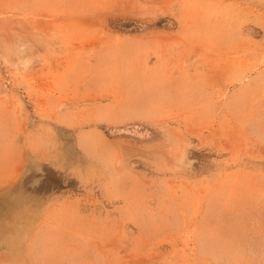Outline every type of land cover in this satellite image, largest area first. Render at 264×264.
Segmentation results:
<instances>
[{"label": "rangeland", "instance_id": "rangeland-1", "mask_svg": "<svg viewBox=\"0 0 264 264\" xmlns=\"http://www.w3.org/2000/svg\"><path fill=\"white\" fill-rule=\"evenodd\" d=\"M0 264H264V0H0Z\"/></svg>", "mask_w": 264, "mask_h": 264}, {"label": "bare ground", "instance_id": "bare-ground-1", "mask_svg": "<svg viewBox=\"0 0 264 264\" xmlns=\"http://www.w3.org/2000/svg\"><path fill=\"white\" fill-rule=\"evenodd\" d=\"M11 204V203H10Z\"/></svg>", "mask_w": 264, "mask_h": 264}]
</instances>
